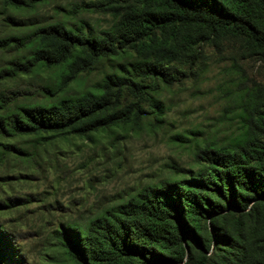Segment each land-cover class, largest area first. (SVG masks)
Wrapping results in <instances>:
<instances>
[{"label": "trees", "instance_id": "1", "mask_svg": "<svg viewBox=\"0 0 264 264\" xmlns=\"http://www.w3.org/2000/svg\"><path fill=\"white\" fill-rule=\"evenodd\" d=\"M43 0H1L8 25L0 35V84L56 67V84L0 88V136H77L116 126L138 129L164 112L163 87L205 67L209 48L236 39L264 63V0H89L71 22H18L9 8ZM110 17L105 27L77 17ZM73 15V16H74ZM92 89L64 92L102 64ZM243 129L229 143L196 146L197 168L183 178L147 184L121 203L102 205L55 229L74 264H264V83L245 92ZM37 97V98H35ZM6 150L26 154L15 143ZM13 233L0 221V264H22Z\"/></svg>", "mask_w": 264, "mask_h": 264}, {"label": "rangeland", "instance_id": "2", "mask_svg": "<svg viewBox=\"0 0 264 264\" xmlns=\"http://www.w3.org/2000/svg\"><path fill=\"white\" fill-rule=\"evenodd\" d=\"M89 0H43L33 8H9L18 22L38 24L62 19L68 22L74 5ZM0 35L17 33L1 12ZM74 15V16H73ZM77 17L105 27L110 17L80 12ZM209 48L205 67L174 88L163 87L159 98L164 112L157 120L147 117L138 129L116 126L92 139L77 136L22 135L12 142L26 154L6 151L0 145V221L13 233L22 264H74L57 242L61 222L102 205L121 203L141 187L163 179L183 178L197 168L196 146L222 145L243 129L245 91L264 83V63L248 54L236 39H224ZM0 51L1 60L6 58ZM109 67L78 75L64 89L70 94L92 89ZM57 68H42L0 88L22 83L37 99L42 90L32 84H56Z\"/></svg>", "mask_w": 264, "mask_h": 264}]
</instances>
